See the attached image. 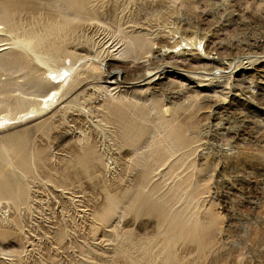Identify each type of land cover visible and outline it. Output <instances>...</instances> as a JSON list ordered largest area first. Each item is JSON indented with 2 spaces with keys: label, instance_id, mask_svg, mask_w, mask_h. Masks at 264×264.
Masks as SVG:
<instances>
[{
  "label": "rangeland",
  "instance_id": "374dc122",
  "mask_svg": "<svg viewBox=\"0 0 264 264\" xmlns=\"http://www.w3.org/2000/svg\"><path fill=\"white\" fill-rule=\"evenodd\" d=\"M16 1L22 5L16 16L21 32L42 33L59 17L73 15L65 0ZM81 1V20L64 44L74 57L57 64L72 65L74 73L50 75L23 50L3 53L19 65L16 71L0 68V82L8 84L0 93V145L22 135L21 155L30 170L12 175L24 184L26 203L17 208L0 200V264H131L129 257L161 252L171 224L167 213L129 209L139 188L143 197L153 189L156 208L169 201L183 207L184 191L198 190L197 215L212 247L179 242V264H264V0ZM137 35L145 36L147 47L139 56L130 47V57L121 56L123 44ZM181 37L199 38L198 51H161ZM203 46L211 60L202 58ZM72 74L73 80L81 74L77 88L59 99L62 88L53 106L33 118L38 95ZM146 75L155 78L139 88ZM40 79L39 86L30 85ZM110 79L117 89L93 87ZM198 79L214 84L207 88ZM18 99L26 103L14 109ZM110 107L140 128L139 150L122 143ZM7 113L15 121L1 118ZM177 124L189 126L193 152L183 159L164 152L151 182H143L139 160L159 149L149 140L152 130L161 139ZM89 146L99 160L85 173L73 160Z\"/></svg>",
  "mask_w": 264,
  "mask_h": 264
},
{
  "label": "bare ground",
  "instance_id": "6f19581e",
  "mask_svg": "<svg viewBox=\"0 0 264 264\" xmlns=\"http://www.w3.org/2000/svg\"><path fill=\"white\" fill-rule=\"evenodd\" d=\"M65 3L68 9L73 11V15L59 17V19L56 21L55 24H53L52 26H49L44 32L38 33L35 31H31V30L30 31L22 30L21 32L20 31L21 29H19L21 27L17 26L16 16H18L17 14L22 8L21 4H19L16 0H0V20H1V23H0V68H5L7 70L9 69L11 71H14L15 69H17L19 64L16 58L7 57L5 56V54H3L7 50H10L12 47L13 49H19L21 51L23 50L24 52L29 53L34 59V61L37 62L41 66V68L43 67L44 69H46L47 73L49 72L50 75L51 74L52 75L53 74H63L61 72L63 70L69 71L70 73H72L73 70L71 71V69H73V66L72 65L66 66L65 63L68 57H74V55L67 54V50L65 49L66 46H64V44L71 33L72 25L75 22H80L81 20V14L84 9V3L81 0H65ZM51 36L56 38L53 40L56 41L57 39L58 40L60 39L61 42L59 43L60 41L59 40L57 41L59 44L55 43V41L53 43H49V39H51L50 38ZM4 41L6 42L9 41V43L2 44V42ZM201 43L202 41L199 40V38L189 39L187 37H181L180 40L175 43V45L171 46L167 44L160 49L164 54L166 53L174 54L175 52H177L176 50L177 48L180 52L187 51V50H191V51L197 50L198 49L197 45ZM123 45L125 46V48L120 50L119 53L121 54V56L128 57L129 55L127 53L128 50H126L127 48L130 47L131 49L129 51H132L135 54H137L138 51L141 53L147 47V39L145 38L144 35H137L135 37L132 36V37H129V40L125 42ZM202 53L204 56L202 58L211 60L212 57L210 56L212 53L210 49L203 46ZM135 54L132 57H134ZM61 61L63 62L65 61L64 63L65 66L61 65L62 67H64V69L61 66L57 65L58 63H61ZM69 62H70V59H69ZM67 64H68V60H67ZM150 75L144 76L142 83L138 85L139 88L141 86L142 88H144L143 86L148 85L151 83V81H153V77L155 78V75L152 78ZM73 76L74 75L72 74L69 77H67L65 80L63 81L61 80L58 87H54L50 89V91L47 92L46 94L38 95L39 100H37L34 103L35 104L34 106L32 105L33 107L31 109V112L33 113V116H32L33 118L35 119L39 118L41 115L44 114V112H46L48 109H50L53 106V103H55L53 101H55L56 97L60 94L62 88L65 87L66 90L63 89L65 91L63 94L59 95V99H62L63 97H65L67 94H69L71 88L77 86L75 84L77 83L79 76H81V74L76 76L77 78L75 80H73ZM49 77H54V76H49ZM57 77L59 76L56 75V79ZM191 78L194 79L197 77L192 76ZM194 80H197V79H194ZM39 81H43V80L41 79L34 80L32 81L30 85L33 87L39 86L40 85ZM199 82L201 83V85L202 83L204 85L214 84L213 83L214 81L204 82L202 80L201 81L199 80ZM52 83H55V82H52ZM78 83H80V81ZM106 84H109V85L104 84V85H98V86H93V87L98 90L108 91L110 88L113 87L112 84H117V82L110 79L108 82H106ZM135 84L137 85V83H130V85H133V86ZM7 85L6 83L0 82V93H3V91L6 90L5 88ZM225 85L227 86V84ZM208 87H210V85L207 86V88ZM74 89L75 88H73V90ZM113 89H117V87H113L111 90ZM132 97H138V96L134 95ZM24 102L25 101L23 99L14 100V103L13 104L11 103V106L13 105V108L17 109L20 106L22 107V105L24 106V104L26 103ZM108 111L111 114V116H113L116 119L119 125H121L122 143L131 148L139 150L140 145H141L140 142H142L143 140L139 138V134H141L140 128L137 129L136 125L128 121L126 114L120 113V111L116 107H110ZM166 112H168V110H166ZM27 114L28 112L26 113V116ZM11 116L12 115L10 113H7L1 118L3 119L5 117L6 119V117L9 118ZM26 116H25V119H26ZM8 118L6 122H8ZM20 119H24V118H20ZM12 120L15 121L14 118H12ZM1 121H5V120H1ZM157 131H158L157 128L152 130L149 140L152 143H154L156 147H159V149H157L148 158L144 160L141 158L139 160V163H141V166L144 168L142 172V175H143L142 179H143V182L145 183L151 182L150 174L152 170L155 167L162 166L163 161H164V156H163L164 152L177 153L179 154L178 157L181 159H183L187 155H190V153L193 152L192 144H193L194 139L188 134L189 126H186V124H177L175 128L170 132L169 136L161 138V139H157V136H156ZM13 137L14 136H10L9 138L7 137L8 139L6 138L7 139L6 142L0 145V200L6 199L7 201L11 202V204L15 205L18 208V205L21 206V204H25L26 201L28 200L27 191L24 187V184H22L20 181L14 182L12 180V175L15 172V170H20L24 172V175H25V173L30 170L29 169L30 165H29V162L27 161L28 159H26L25 154L24 156L21 155L23 153H21L20 145L23 144L24 142L23 136L20 134L19 135L17 134V136H15V139ZM167 139L170 140L171 144L166 142ZM164 143H166V146L162 145ZM83 151H82L83 153H81L80 156H78L75 160H73V164L77 166L78 168H80L81 171L86 173V172H89V169L91 167H93L94 165L93 162L98 161L99 159L96 160L98 155H97V151H95L94 148L89 146ZM10 155H13V157L16 158V161L14 163L10 161V159H12L10 158ZM3 165L4 167L7 165L10 166V169L9 170L5 169ZM175 185L179 187L177 182H175ZM184 193H185V201H184L183 207H177L175 204H173V202L169 201V202H163V204L160 205L159 208H156L154 203L152 202L153 201V198H152L153 189L146 197H143L141 195V188L138 189V197L137 199L134 200L135 201L134 205L129 206V209L133 210L134 208H137L138 210H141V212H146L147 214L154 215V216L163 215L167 213L166 219L171 224V227H170L171 229L167 227L165 230L166 241L164 242L161 252L154 253L152 249H150V250L145 251L143 258L139 260H135L134 258L129 257V261L131 264H179V262L182 261V258L177 253L176 246L181 241L183 242L189 241L192 243H196L198 244L199 249L201 247L202 250L210 249L212 247V241L210 237L207 238L208 236V233L206 232L207 230L203 231L202 229L205 225L204 223L200 221V218L197 215V210L199 209L198 190L193 188L192 191L186 190L184 191ZM120 203H121L120 198L116 199V201L113 202V204L116 207ZM12 223L14 225L17 224L14 222Z\"/></svg>",
  "mask_w": 264,
  "mask_h": 264
}]
</instances>
